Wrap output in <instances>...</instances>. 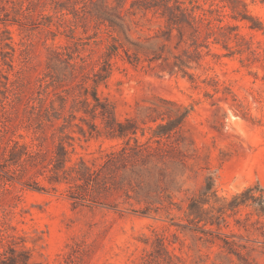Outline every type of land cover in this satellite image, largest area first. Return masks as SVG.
<instances>
[{
  "label": "trees",
  "instance_id": "16d2710c",
  "mask_svg": "<svg viewBox=\"0 0 264 264\" xmlns=\"http://www.w3.org/2000/svg\"><path fill=\"white\" fill-rule=\"evenodd\" d=\"M253 1L264 4V0ZM248 7L247 0H0L2 194H11L9 186L16 183L44 192H58L65 186L64 193L75 206L87 203L118 209L123 204L143 216L162 212L171 216L176 210L183 212L178 217L183 223L177 226L199 241L220 243L228 254L238 257L239 264H258L253 254L264 255V187L260 183L227 197L219 194L216 178L210 175L202 190L187 198L185 207L175 203L169 191L165 179L170 166H185L197 154L184 131L194 106L160 98L137 105L135 115L120 120L115 105L99 91L118 59L148 69L162 62L194 89L200 88L201 79L195 70L203 68L208 57L264 59L260 47L237 24L246 23L264 37V22ZM48 8L52 15L45 13ZM45 18L49 22L44 26L58 19L68 42L48 48L40 75L32 76V67L24 65L11 79L15 48L8 26ZM141 21L145 23L140 25ZM153 27L157 28L153 35L132 38L138 28L152 31ZM50 32L55 40L57 32ZM219 48L226 53L215 52ZM202 83L212 90L204 92L205 98L222 95L237 103L232 89L216 78ZM82 139L116 144L101 145L87 159L77 156L76 143ZM230 218L239 224V242L221 234ZM252 237L257 246L248 245ZM166 241L155 232L146 242L151 249L137 264H183ZM22 242L8 212H2L0 264H41L32 262Z\"/></svg>",
  "mask_w": 264,
  "mask_h": 264
},
{
  "label": "rangeland",
  "instance_id": "374dc122",
  "mask_svg": "<svg viewBox=\"0 0 264 264\" xmlns=\"http://www.w3.org/2000/svg\"><path fill=\"white\" fill-rule=\"evenodd\" d=\"M247 2L250 13L264 22V4ZM45 13L53 14L50 8ZM48 22L45 18L8 26L15 48L14 70L9 72L11 79L24 65L32 67V76L40 75L45 69L48 48L68 42L58 19L44 26ZM144 23L141 21L140 25ZM237 24L240 32L253 40L264 56V37L249 30L246 23ZM3 27L0 24V30ZM138 29V33L132 34L133 39L153 35L157 30L156 27L152 31ZM50 31L57 32L55 40ZM215 52L226 53L221 48ZM195 74L201 76L199 89H194L182 74H176L162 62L148 69L135 68L118 59L111 77L99 89L101 95L115 105L120 120L135 115L137 105H149L160 98L194 106L184 131L192 139L197 154L185 166H170L165 179L174 202L183 207L189 196L202 190L210 175L216 178L221 196L231 197L256 183L264 187V59L253 62L248 61L246 55L208 57ZM208 77L229 86L237 103L225 100L222 95L214 100L205 98L206 90L212 93L202 83ZM114 144L116 142L82 139L76 143L77 156L91 159L101 145L108 148ZM237 183L241 184L240 188ZM9 188L12 193L7 195L2 194L0 188V216L8 212L10 223L22 237L21 245L30 252L33 263L137 264L151 249L146 242L157 232L166 238L169 250L179 256L183 264H239L238 257L228 254L220 243L205 244L195 234L177 226L183 223L178 219L183 217V212L175 210L171 216L166 212L143 216L128 211L123 204L118 209L87 203L75 206L64 193L65 186L58 192L37 191L18 183ZM236 218L239 219V215ZM228 222L229 226L223 228L221 234L239 242V224L235 218ZM248 245H256L254 237ZM253 256L258 264H264V255L259 251Z\"/></svg>",
  "mask_w": 264,
  "mask_h": 264
},
{
  "label": "bare ground",
  "instance_id": "6f19581e",
  "mask_svg": "<svg viewBox=\"0 0 264 264\" xmlns=\"http://www.w3.org/2000/svg\"><path fill=\"white\" fill-rule=\"evenodd\" d=\"M237 187L240 188L241 187V184L240 183H237Z\"/></svg>",
  "mask_w": 264,
  "mask_h": 264
}]
</instances>
